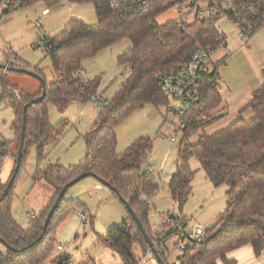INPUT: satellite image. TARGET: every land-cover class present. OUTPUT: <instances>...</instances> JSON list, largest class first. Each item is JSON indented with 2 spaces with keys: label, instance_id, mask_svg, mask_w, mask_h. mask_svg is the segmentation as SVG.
I'll return each mask as SVG.
<instances>
[{
  "label": "trees",
  "instance_id": "trees-1",
  "mask_svg": "<svg viewBox=\"0 0 264 264\" xmlns=\"http://www.w3.org/2000/svg\"><path fill=\"white\" fill-rule=\"evenodd\" d=\"M63 1L93 5L98 22L88 25L71 20L58 36H43L40 39L45 55L50 58L54 80L47 83L43 73L35 69L44 77L46 85L39 93L31 94L9 86L7 73L0 68V81L4 85L0 105H7L13 111L12 128L20 135L26 117L21 168L7 198L0 202V238L12 248L10 250L0 243V264H43L52 255L54 248L60 246L56 243L57 227L72 209L84 206L79 202L66 201L64 197L44 230L46 218L61 190L83 174H93L118 190L119 194L111 191L113 196L119 201L122 197L130 204L167 264L168 253L163 241L172 233L163 235L161 230L153 232L149 218L151 200L161 190L157 176L144 170L150 159L153 141L141 137L120 154L117 152L116 129L138 109L170 103L159 85V77L182 67L195 49L226 47L225 37L217 27L218 21L225 15L217 13L210 17H196L191 22H186L188 20L183 16L159 26L157 18L185 0H146L153 5L152 8L133 15L128 13V16H121V12L112 6V0H0V8H4L0 19L37 2H44L46 10H49ZM255 1L264 9V0ZM249 19L254 24L251 38L264 26V22L256 25ZM124 40L131 42V48L119 55L117 62L124 68L121 75L125 79L113 96L105 99L101 90L103 76L85 82L82 78L83 63ZM40 41L35 45L37 48ZM213 69L211 81L207 80L201 86L198 102L181 116L183 138L176 172L168 181V190L172 202L183 209L195 178L190 161L196 158L215 188L228 186L227 207L206 229L204 237L187 245L179 264H237L236 260L229 258L233 251L251 246L257 257L264 251V82L241 109L252 111V121L238 120L219 132L200 136L197 143L192 144L190 137L204 126L199 124L201 119L222 103L218 68ZM44 89L45 100L33 104L24 114L25 106L40 97ZM95 96H100L104 102L92 101ZM89 102L99 103L101 107L92 128L84 136L85 158L73 168L66 169L56 163L42 169L40 165L46 158L45 149L55 132L50 123L49 104L58 110H65L71 104ZM218 119L212 118V121ZM2 147L3 141L0 142V157L4 158L6 154ZM30 147L37 150L38 180L50 187L53 196L31 219L30 228L24 229L12 217L11 200ZM15 159L16 166L17 154ZM13 174L14 171L9 181ZM9 181L6 184L0 181V197ZM122 205L129 217L106 235L99 236V243L117 253L123 264H139L148 255L155 257L135 220ZM181 221L175 217L167 224L173 228L184 223ZM41 237L40 242L29 248ZM69 261L68 257L62 256L53 264H69Z\"/></svg>",
  "mask_w": 264,
  "mask_h": 264
},
{
  "label": "rangeland",
  "instance_id": "rangeland-1",
  "mask_svg": "<svg viewBox=\"0 0 264 264\" xmlns=\"http://www.w3.org/2000/svg\"><path fill=\"white\" fill-rule=\"evenodd\" d=\"M46 8L44 2H37L0 19V65L13 62L21 68L38 69L49 83L54 80V74L51 70L50 58L45 55L40 39L43 36L51 38L58 36L63 31L64 21H80L88 25H96L98 21L94 6L91 4L76 5L63 1L44 13ZM3 12L4 8L1 7L0 15ZM184 15L186 20L193 19L190 14L175 7L158 17L156 23L162 26ZM38 23L41 24L40 27L37 26ZM217 27L225 37L226 47H221L213 55V67L218 68L221 76L223 72L224 75L228 74L230 78H235L237 82L233 83V87L236 90L235 85L242 87V81L236 78L238 76L236 72L242 71L244 74V70H247L251 77L257 67L260 72L264 69V26L255 33L259 35L254 41L251 40L255 34L249 41L242 40L235 23L226 16L218 21ZM37 41H40L39 48L35 46ZM130 48L131 42L124 40L101 51L98 56L86 60L83 63V80L87 82L102 75L103 95L105 99L111 98L125 79L121 75L124 68L118 65L117 57ZM6 73L9 86L31 94L40 92L42 82L37 78L15 72L6 71ZM229 87L224 91L230 92ZM3 90L4 85L0 81V94ZM172 105L174 103L160 107L148 105L133 112L116 129L117 152L124 153L131 143L141 137H148L153 141L150 159L144 168L156 175L161 184V190L151 200L149 218L153 232L159 231L162 227L170 232L171 227L167 223L172 217L182 219L183 224L192 226L198 223L204 229H208L211 226L209 223L215 221L212 217H217L226 210L228 186L215 188L199 161L192 158L190 165L195 172V178L188 200L183 209L170 202L168 181L176 172L179 146L183 138L181 116L172 110L174 107ZM223 106L225 103H221L201 119L199 124L204 126L192 134L190 137L192 144L197 143L202 135L219 132L238 120L250 122L254 118L250 110L241 111L235 107L224 109ZM100 107L99 103L94 102L74 103L65 110H58L49 104L50 123L55 128V132L45 149L46 158L40 165L42 169L56 163L66 169L73 168L85 158L84 136L97 119ZM0 117V142L3 141L2 150L6 154L0 165V181L6 184L16 167L15 158L20 132L12 128L14 115L7 105H0ZM218 117V120L212 121V118ZM172 137H175V141H172ZM37 168V150L35 147H30L11 200L12 217L24 229L30 228L32 223L27 213L33 212L38 215L42 205L53 196L50 187L42 180H38ZM99 185L96 178L89 176L68 190L65 195L66 201L79 202L87 208L83 211L87 217V225L84 226L80 216L81 208L72 209L56 230V243L61 245L63 250L54 248L52 255L43 264H53L54 260L62 256L69 258V264L122 262L114 251L99 243V236L106 235L111 229L122 224L129 215L111 190L108 187L99 188ZM168 209L170 214L167 212ZM204 214L207 221L201 217ZM189 244L191 242L187 241L186 245ZM181 255L180 250L171 251L167 255V264H176ZM143 261L159 264L152 255L143 258L141 262ZM257 261L259 264H264V252Z\"/></svg>",
  "mask_w": 264,
  "mask_h": 264
},
{
  "label": "built area",
  "instance_id": "built-area-1",
  "mask_svg": "<svg viewBox=\"0 0 264 264\" xmlns=\"http://www.w3.org/2000/svg\"><path fill=\"white\" fill-rule=\"evenodd\" d=\"M112 6L121 12V16L137 14L138 11L148 10L153 5L146 0L133 1L112 0ZM186 14H190L193 19L196 17H210L212 14L222 13L231 19L238 28L239 37L244 41H249L254 31V24L250 23L249 17L256 25L264 22V9L261 8L255 0H185L176 6ZM246 14L247 17H244ZM186 16V15H184ZM248 18V19H246ZM191 22V21H186ZM41 26L40 23L37 24ZM45 42V41H43ZM221 49V48H218ZM218 49L214 48H197L184 61L182 67L159 77V85L165 97L174 103L172 108L176 114L182 116L190 106L198 102L200 98L201 86L205 81H211V75L214 72L212 62L213 55ZM92 101H103L100 96L92 97ZM104 102V101H103ZM184 127L181 121V128ZM175 141V137H172ZM3 158L0 157V163ZM29 219L35 217L33 212H28ZM84 223L87 221L86 214L80 212ZM172 237L175 239L177 248L184 251L187 247L186 242L198 240L205 236L206 229L200 224L195 223L192 226L187 224H178L171 229ZM165 234V233H161ZM158 247V245H157ZM57 250H63L60 245ZM179 264V263H178Z\"/></svg>",
  "mask_w": 264,
  "mask_h": 264
},
{
  "label": "crops",
  "instance_id": "crops-1",
  "mask_svg": "<svg viewBox=\"0 0 264 264\" xmlns=\"http://www.w3.org/2000/svg\"><path fill=\"white\" fill-rule=\"evenodd\" d=\"M47 12H48V10L45 9L44 13H47ZM67 22H69V21H64L63 24L65 25ZM258 35L259 34H255L252 37L251 41H254L256 39V37L258 38ZM217 63H220V62H217ZM259 70L260 69H258V67H257L256 68V72L253 71L251 77H250V74H248L247 70H244V72H243L244 74H242V71L241 72H236V76L238 75L236 78L239 79L240 81H242V87H240V85H235L236 90H234V87H233V83L237 82L235 80V78H230L228 76V74L224 75L223 72L221 73L222 74V76H221L219 71H218L219 77H220V87H221L220 94H221V97H222V104L225 103V106H223L224 109L225 108L235 107V108H239L241 110L243 107H245L251 101L253 93L255 91H257L262 86V84L264 82V79H263V70L264 69H262L261 72ZM222 86H223V89H222ZM226 87H229V91L230 92H225L224 91ZM101 90H102V88H101ZM102 95H103V91H102ZM103 97H104V95H103ZM0 119H1V117H0ZM120 154H121V152H120ZM146 171H148V170H146ZM171 176H170V178H171ZM168 198L170 199V202H172V200L170 198V195L168 196ZM83 210H87V208L85 206L81 207L80 212H82ZM167 212L170 214V210L169 209H168ZM122 217L124 218V215ZM201 217H202V219L207 221V218H206L205 214L202 215ZM217 217H212V220H216ZM209 224L212 225L213 223H209ZM160 230H161V233L169 234V232L167 230H165V228H162ZM163 243H164V248L167 250L168 255L173 250L174 251L175 250H179L177 248L176 241H175V239L172 236L167 237L163 241ZM261 256H262V254L257 257L255 255L254 250H253V248L251 246L243 247V248H241L239 250H236V251H233L231 254H229V258L236 260L237 264H259L257 260ZM121 261H122V259H121ZM147 263L148 264H152V262H149V261H143V262L140 261L139 264H147ZM178 263H179V261L176 264H178ZM120 264H123V261Z\"/></svg>",
  "mask_w": 264,
  "mask_h": 264
},
{
  "label": "water",
  "instance_id": "water-1",
  "mask_svg": "<svg viewBox=\"0 0 264 264\" xmlns=\"http://www.w3.org/2000/svg\"><path fill=\"white\" fill-rule=\"evenodd\" d=\"M13 62L8 63L7 65H0V68H2L3 70L7 71V72H15V73H19V74H26V75H30L34 78H37L38 80H40L42 82V86L45 88L46 85V81L44 79V77L42 75H40L39 73H37L34 70H29L26 68H21V67H16L13 66ZM46 98V91L45 89L42 92V95L38 98H36L35 100H33L32 102H30L28 105L25 106L24 108V114H26L28 108L30 106H32L33 104L37 105L39 103H41L42 101H44ZM25 134H26V117L24 118V126L20 135V139H19V146H18V151H17V164L14 170V174L11 178V180L9 181L7 188L5 189V191L3 192V194L0 197V202L4 201L8 194H9V190L12 187L16 176L18 175L20 168H21V162H22V158H23V152H24V145H25ZM92 176L94 178L97 179V181L100 183L99 188L101 187H108L112 192L119 194L118 190L116 188H114L111 184H109L106 181L103 180H99L97 176L93 175V174H83L81 176H79L78 178H76L75 180H73L72 182H70L69 184H67L59 193L56 202L53 206V208L51 209L50 213L48 214L45 224H44V230H46L50 224V221L55 213V210L59 207L60 202L62 201V199L65 197L66 193L68 192V190L73 187L75 184L79 183L80 181H82L83 179ZM120 202L122 204H124V206L128 209L130 215L133 217V219L135 220L139 230L142 232V234L144 235L149 248H150V252L155 256L156 260L158 261L159 264H166L163 256L161 255V252L158 250L157 245L154 244V242L151 240V238L149 237V235L146 233L142 222L140 221L139 217L137 216V214L133 211V209L131 208L130 204L124 200L122 197H120ZM173 219L175 217H172ZM42 239L39 238L37 241H35L31 246H29V248H31L32 246H35L38 242H40ZM0 243H2L4 246H6L8 249L12 250V248L7 245L3 239L0 238Z\"/></svg>",
  "mask_w": 264,
  "mask_h": 264
}]
</instances>
